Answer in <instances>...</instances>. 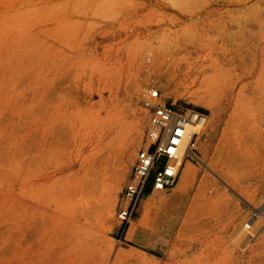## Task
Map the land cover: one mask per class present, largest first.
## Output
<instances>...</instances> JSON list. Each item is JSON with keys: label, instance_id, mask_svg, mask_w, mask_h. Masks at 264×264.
Masks as SVG:
<instances>
[{"label": "rangeland", "instance_id": "rangeland-1", "mask_svg": "<svg viewBox=\"0 0 264 264\" xmlns=\"http://www.w3.org/2000/svg\"><path fill=\"white\" fill-rule=\"evenodd\" d=\"M151 90L208 143L123 234ZM0 264H264V0H0Z\"/></svg>", "mask_w": 264, "mask_h": 264}, {"label": "built area", "instance_id": "built-area-1", "mask_svg": "<svg viewBox=\"0 0 264 264\" xmlns=\"http://www.w3.org/2000/svg\"><path fill=\"white\" fill-rule=\"evenodd\" d=\"M151 96L157 99L159 91ZM149 122L147 144L137 153L117 213L123 234L127 233L148 189L151 193L156 189L171 190L178 184L187 162H198L194 156L198 157L208 116L195 109L181 111L162 104L153 109Z\"/></svg>", "mask_w": 264, "mask_h": 264}, {"label": "bare ground", "instance_id": "bare-ground-1", "mask_svg": "<svg viewBox=\"0 0 264 264\" xmlns=\"http://www.w3.org/2000/svg\"><path fill=\"white\" fill-rule=\"evenodd\" d=\"M166 74V73H165ZM167 74H169V73H167ZM164 76V75H163ZM165 84H167V83H165ZM165 84H162V87L161 88H166V85ZM164 86V87H163ZM168 86V85H167ZM160 87V86H159ZM167 90V89H166ZM172 90V89H171ZM154 91H156V90H151L150 91V97H151V99H153L152 98V96H151V94L154 92ZM241 96H242V98H244L243 96L244 95H242L241 94ZM240 96V97H241ZM241 98V101H243V99ZM201 99V98H200ZM155 101L153 102V103H151V102H148V105H154V104H157L156 106H158V105H162L163 103H161L160 102V96L157 98V99H154ZM236 100H240L239 98L238 99H236ZM244 100H245V98H244ZM247 100V99H246ZM243 101L244 102V104H242L243 102H241V104H242V106L243 105H245V106H243V107H247L246 106V102H248V101ZM147 102V101H146ZM239 102L240 101H238L237 103V105H239ZM214 103V102H213ZM249 103H247V105H248ZM156 106H154L152 109H154ZM207 107V106H206ZM209 107V109L210 110H212L214 113L216 112V109H218L217 107L215 108H213V107H211V106H208ZM207 107V108H208ZM247 110V109H246ZM220 114V113H219ZM214 115V114H213ZM250 115H251V113H250ZM215 116H216V113H215ZM220 116V115H219ZM252 117V116H251ZM250 117V118H251ZM252 121V120H251ZM209 124H210V121H209V119H208V122H207V126L205 127V130L204 131H202V133H201V135H205L206 133H207V131H208V128L210 127L209 126ZM212 124V123H211ZM151 126V125H150ZM151 129V128H150ZM211 131V130H210ZM208 143V141H204V142H199V152H200V149L202 150V154H203V156H204V154L206 153V150H205V146H206V144ZM124 147H125V145H123ZM123 147V148H124ZM116 148V147H115ZM115 148H113V150L115 149ZM121 148V147H120ZM122 148V149H123ZM127 148V147H126ZM208 148V147H207ZM206 148V149H207ZM121 149V150H122ZM111 150V149H110ZM116 150V149H115ZM119 150V149H118ZM124 151H125V149H123ZM112 151V150H111ZM120 151V150H119ZM108 152V151H107ZM117 153V152H116ZM119 153H122V151H120ZM110 154V153H109ZM114 155H116L115 153H114ZM118 155V154H117ZM120 155H122V154H120ZM108 156V155H107ZM111 156V155H110ZM206 156V155H205ZM122 157H124L123 155H122ZM199 157V156H198ZM197 156H194V158L195 159H197V161H198V163H200V164H203V160H201V158L199 157L198 158ZM109 158V157H108ZM208 158V157H207ZM110 159H113V158H110ZM115 160V159H114ZM111 161V160H110ZM112 162V161H111ZM110 162V163H111ZM109 163V164H110ZM115 163H116V160H115ZM193 170L194 169H192V162L191 161H189V162H187V164H186V166H185V168L183 169V173H182V177L180 178V182H179V186L177 187V189L174 191V193L173 194H171L170 195V197H168V198H166L165 196H164V192L165 191H163V190H154L152 193H149V194H147V195H150L151 194V196L147 199V201L146 202H149L150 203V205H151V208L152 207H156L157 206V204H158V202L160 203V205H162L161 207H163V211H166L170 206H172L173 204H175V203H177V202H181V201H183V199L187 196V194H189V187H191V186H189V185H192V184H190L191 183V181H192V179L194 178V172H193ZM117 177V176H116ZM117 180V178L115 179L114 178V181H113V183L114 182H118V181H116ZM116 183L114 184L115 186H116ZM192 183H193V181H192ZM119 185V184H118ZM111 189H112V187H111ZM113 189H115V188H113ZM201 190V189H200ZM111 191H113V190H111ZM116 191V190H115ZM146 205L148 204V203H145ZM159 205V206H160ZM158 209V208H157ZM106 210V213H110L112 210H111V208L109 209V208H106L105 209ZM201 210V209H200ZM216 213V212H215ZM108 215H110V214H108ZM144 218V217H143ZM143 218H141V220H140V225H141V227L142 226H145V223L146 222H144L145 220L143 219ZM147 220H148V218H147ZM146 220V221H147ZM150 221V220H149ZM148 221V222H149ZM148 224V223H147ZM132 226H133V220H132V225L129 227V229H128V233L130 232V230H132ZM251 228V226L248 224V225H246L245 224V227H244V230H247V229H250ZM238 235H240V234H238ZM238 239V238H237Z\"/></svg>", "mask_w": 264, "mask_h": 264}, {"label": "trees", "instance_id": "trees-1", "mask_svg": "<svg viewBox=\"0 0 264 264\" xmlns=\"http://www.w3.org/2000/svg\"><path fill=\"white\" fill-rule=\"evenodd\" d=\"M201 112H203V111H201ZM203 113H204V112H203ZM149 193H151V192L149 191ZM149 193H148V194H149Z\"/></svg>", "mask_w": 264, "mask_h": 264}]
</instances>
